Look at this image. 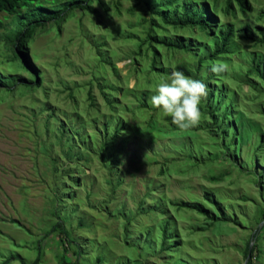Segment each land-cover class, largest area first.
<instances>
[{
	"label": "rangeland",
	"instance_id": "1",
	"mask_svg": "<svg viewBox=\"0 0 264 264\" xmlns=\"http://www.w3.org/2000/svg\"><path fill=\"white\" fill-rule=\"evenodd\" d=\"M106 1L111 3L108 12L111 26L100 23L98 29L92 15L77 12L75 17L59 24L60 31L59 25L50 23L49 26H54L52 29H42L31 36L35 38L31 44H26V50L28 47L29 55L36 57L31 61L44 71L42 85L47 91L0 94V264H33L35 261H39L38 264H63L76 260L78 264H174L177 257L180 258L179 254L187 264H202L204 259L208 262L205 264L214 259L218 264H245L243 252L248 241L252 242L258 229V221L255 220L264 207V190L260 186L261 182L264 184L262 152L253 156L256 148L253 143L254 127L264 135V83L258 76L249 73L254 65L245 54L253 49L246 40L236 38L237 52L224 79L229 90L235 92L236 117L243 122V130L250 132L242 148L236 149L229 161L226 157L228 153L217 157V148L206 132L197 131L205 125L202 114L194 127L179 130L169 122L170 117L158 113L150 103L142 108L143 111H137V107H143L136 98L141 94L137 82L149 79L152 83L146 89L152 94L157 78L154 75L150 78L147 75L145 78L135 76L131 64L135 42L121 34L127 30L142 35L143 27L139 23V13L129 11L135 1L121 0L119 13L115 8L116 0ZM249 2V15L243 17L242 22L264 30V19L258 20L264 9V0ZM102 15L99 14L100 19ZM0 18L6 24V28L0 30V73L9 71L17 77V82H27V74L14 61L6 42L18 26L12 17L4 18L1 14ZM113 27L119 30V35L108 36L106 41L107 49L116 53L113 58L118 74L114 76L111 71L100 68L96 72L97 76L106 79L104 83L119 85L115 99L117 103L119 101L121 117L111 121V117L103 116L110 110L97 82L93 83L91 91H88V83L92 80L90 75L94 74L95 43L106 33L102 29L111 34L116 32ZM184 36H190V32L172 30L169 34V37ZM254 51L264 57V47L259 46ZM104 57H107L106 52ZM11 65L19 69L8 70ZM7 79L6 84H13L11 78ZM223 82H217L218 91L226 85ZM229 95L234 97L233 92ZM89 96L96 102L93 109L90 108ZM51 110L56 112L60 122L67 123L69 129L76 126V121L70 117L77 111L82 117L93 119L98 116L93 120V126L87 128L89 135H97L100 142L102 138L106 139L105 148L112 151L117 162L100 165L94 158V164L87 167L75 166L65 160L62 155L65 147L57 144L59 136H55L53 128L48 131L45 125ZM152 115L153 121L148 120ZM147 120L148 125V122L145 124ZM53 126L57 129L59 122ZM187 131L192 132V136L188 137ZM73 134L76 135V131ZM114 135L119 137L114 144L119 151L108 143ZM187 138L190 147H203L202 160L213 156L215 161H208L210 164L203 162L200 166L187 165L186 175H174L171 182L165 181L158 175L161 166L147 157L157 154V159L162 162L170 151L174 152L169 143L177 148L184 145ZM163 142H167L168 146ZM44 145L51 150L52 156L62 158L61 164H49L48 156L43 152ZM99 146L101 149L102 144ZM97 152L89 151L93 154ZM140 164L146 165L139 173ZM50 168L53 172L59 169V173L53 175ZM212 170L214 176L223 177L222 181L210 182ZM146 178L166 182L168 185L162 189L171 201L190 202L194 199V203L201 205L204 211H210L219 222L214 223L203 213L184 207L179 212H173L180 236L174 234L172 240L169 239L180 240L182 248L177 249L170 241L167 249L161 251L159 240L153 247H147L143 254V235L138 233L133 239L140 245L125 243L124 227L133 220L135 211L145 206L147 196L152 192L154 182L145 184ZM185 184L190 186L188 191L184 188ZM206 194L215 197L218 208L205 199ZM57 222L67 230H53ZM172 224L171 219L162 218L156 223L153 233L157 232L158 237L163 227ZM263 225L264 221L259 226ZM133 229L138 231V226L134 225ZM62 235L66 237L64 242ZM260 246L264 259V238ZM182 263L179 260L177 264ZM257 263L258 260H254V264Z\"/></svg>",
	"mask_w": 264,
	"mask_h": 264
},
{
	"label": "trees",
	"instance_id": "2",
	"mask_svg": "<svg viewBox=\"0 0 264 264\" xmlns=\"http://www.w3.org/2000/svg\"><path fill=\"white\" fill-rule=\"evenodd\" d=\"M135 4L129 9L130 13H139V23L143 27L142 35L133 34L127 30H124L123 34L127 40L135 42L134 53L132 51L131 64L135 69V76L137 78H145V76L151 77L154 75L157 79H160V75L166 76L173 70L183 71L186 75L192 76L197 79H203L207 84L208 95L203 100L201 105V114L205 122L204 127H199L197 131H202L213 141V146L217 148L216 155L220 156L221 153H228L227 158L229 161L233 158L236 149H241L248 134L243 130V122L239 121L236 111V99L235 92L229 90L226 79L229 68H232L233 57L237 52L238 44L237 37L249 42L251 49L246 52V56L250 58L253 63V67L249 73L258 76L264 83V57L258 51H254L257 47H264V30L260 26L252 28L250 24H244L242 22L243 17L249 15L251 9V3L249 0H133ZM121 7V0H116L115 8L119 12ZM101 9V12L99 11ZM111 3L106 0H0V15L3 14L4 18H11L13 22L17 24L12 36L7 39V44L11 53L13 54L14 61L19 65L22 72L27 74L28 81L17 82V77L12 76L9 71L0 73V94L3 96L12 94L15 92L26 93L27 91L35 92L38 90L47 91L46 87L42 85L44 79V71L39 70L31 59H36L35 55H29L28 47L26 50V44H31L35 37H31L34 32H40L42 29H52L54 26L50 23L59 25L63 21L75 17L76 14L82 13L86 15H92L93 23L99 29L100 23L112 25L110 22ZM141 10V11H139ZM99 14H103L100 19ZM96 15H98L96 19ZM149 16V17H148ZM264 19V9L260 12L258 20ZM6 28L5 20L0 18V30ZM115 33L109 34L108 30L103 37H101L95 44L96 54H93L92 69L94 74L92 80L88 83V91L92 90L93 83L96 81L98 87L108 104L110 110L108 114H104V117H111V121L119 119L121 114L119 111V101L117 103L115 94L119 88L115 82H107L97 76L96 72L100 68L103 71L109 70L114 76L118 73V67L115 59V51L107 49V38L115 37L119 35L116 28ZM254 29L258 31L256 34ZM58 30H61L59 25ZM181 30L184 32H190V36L184 37H169L170 31ZM105 51H104V50ZM106 52L107 57H104ZM35 57V58H34ZM168 59V61H166ZM212 62H222L226 68V71L221 75L211 73L208 69ZM18 68L15 65L9 66L8 70H15ZM131 71V69H130ZM9 72V73H8ZM8 78L13 81L11 85L6 84ZM40 77V78H39ZM224 81L226 85L222 87V90L218 91V81ZM215 82V84H214ZM149 79L146 82H137L139 85V91H141L140 97L136 96L137 100L141 101L143 107H137V111H143L142 108H146L149 105L148 98L151 96L148 86L151 85ZM141 89V90H140ZM129 91H133L130 89ZM135 91V90H134ZM49 92V91H48ZM229 92L234 93V97L229 95ZM129 95V93H127ZM127 94L125 96H127ZM134 96V95H133ZM1 100V99H0ZM90 108L96 107V102L93 97L89 96ZM117 106L116 108L114 106ZM48 108V107H47ZM46 108V109H47ZM50 114L46 118L45 125L47 130L53 131L59 136L57 144L65 147L62 150V155L67 161L73 162L76 165H86L91 167L94 164L93 159H98L100 165L115 164L116 158L112 154L109 148H105L106 139L102 138L100 142L97 135H89L87 128L93 126V120L98 118L82 117L78 111L74 115H71L70 119L76 121V126L71 129L68 128L66 122H60L56 117L54 110L49 111ZM119 115V116H118ZM149 116L148 120L153 121L154 117ZM145 122V124L148 122ZM69 121V119H68ZM59 122V127L56 129L53 124ZM149 122L146 124L148 125ZM69 130L71 134H69ZM117 128L116 133H118ZM76 131V135L73 132ZM254 140L256 148L254 151V157L262 152V159L264 161V135L258 133V128L254 127ZM155 134V133H153ZM152 134V135H153ZM188 137L192 136V132L187 131ZM54 136V137H55ZM168 140V138H166ZM89 140V141H88ZM94 140L98 142L93 143ZM119 140V137L115 136L111 138L108 143L114 150L119 151V148H115ZM90 142V144H88ZM107 142V141H106ZM190 140L187 138V142L184 145H179L177 148L173 147L169 143L171 150L170 154H167L165 159L161 162L157 159V154L152 157H147L155 165H160L158 175L165 181L170 180L174 175L182 176L187 174V165L200 166V164L208 163V161H215L213 156L207 160H202L203 147H190ZM63 144V145H62ZM102 144V148L100 149ZM168 146L167 142H163ZM96 145V146H95ZM98 150L96 154L89 153V151ZM43 152L48 156L49 164L52 162H59L61 164L62 158L58 156H52L51 150L48 146H43ZM253 154V152H252ZM151 156V155H150ZM252 158V156H251ZM108 162V163H107ZM110 164V165H111ZM210 164V163H208ZM252 164H255L252 161ZM146 164H140L137 172H141V167ZM182 167V168H181ZM252 167V165H251ZM241 168V167H240ZM51 170V168H50ZM53 175L59 173V169L55 172L51 170ZM252 174V173H250ZM264 176V174H263ZM262 176V178H263ZM56 177V176H55ZM76 179V178H74ZM223 177L214 176L213 170L210 175V182L218 183L222 181ZM161 180V179H160ZM153 178H146V182L152 181L151 193L147 196L145 206L135 211L133 220L125 224V243H131L133 245H140L134 239L136 234H142L144 242L141 243L142 253L147 251V247H153L161 241V251L167 249V244L172 240L174 234H179L178 224L174 219L175 214L173 212H179L184 207L195 210L198 213H203L208 216L209 220L218 223L215 216L207 211H204L202 206L194 203V199H190V202L171 201L164 189L166 182H162ZM160 181V182H159ZM257 182V180H256ZM260 183V182H259ZM261 188L264 190V184L260 183ZM190 186L186 185L184 188L188 191ZM205 199L213 203L214 206L218 204L212 194H206ZM264 199V195L263 198ZM154 200L153 202H151ZM152 204L151 206H149ZM216 208V207H215ZM121 211V210H120ZM121 213V212H120ZM168 218L172 220V226L163 227L158 232L153 233V229L156 223L162 219ZM258 229L254 232L255 245L253 246L251 256L247 264H254V260H258L257 264H264L262 257V247L260 246L262 238H264V225L259 226L264 221V207L261 209L258 215ZM138 226L137 229H133V226ZM62 228L67 230L64 225L57 222V225L53 230ZM134 233H133V231ZM137 231V233H136ZM149 232V234H144ZM146 235V239H145ZM150 235V238H149ZM178 236V238H179ZM63 242L65 235H62ZM171 240L169 241V239ZM177 240V239H176ZM152 242V243H151ZM175 244V247L182 248L179 241H171ZM248 241L244 250V259L246 260L249 253ZM217 252V251H216ZM179 257L174 261L177 264L181 260L182 264H187L185 258L179 254ZM206 263V259H204ZM39 261H35L33 264H38ZM78 260L73 263L63 262V264H78ZM203 262L202 264H205ZM25 264V263H24ZM210 264H218L217 259L210 261Z\"/></svg>",
	"mask_w": 264,
	"mask_h": 264
},
{
	"label": "clouds",
	"instance_id": "3",
	"mask_svg": "<svg viewBox=\"0 0 264 264\" xmlns=\"http://www.w3.org/2000/svg\"><path fill=\"white\" fill-rule=\"evenodd\" d=\"M208 70L221 75L226 68L222 62H212ZM207 95V84L203 79L173 70L154 84L149 103L158 113L170 117L169 122L179 130H188L198 123L201 105Z\"/></svg>",
	"mask_w": 264,
	"mask_h": 264
},
{
	"label": "water",
	"instance_id": "4",
	"mask_svg": "<svg viewBox=\"0 0 264 264\" xmlns=\"http://www.w3.org/2000/svg\"><path fill=\"white\" fill-rule=\"evenodd\" d=\"M254 242H255V235L253 234L252 242H251L250 245H249V253H248V257H247V259L245 260V264L248 263V260H249V258H250V256H251V252H252V249H253V246H254Z\"/></svg>",
	"mask_w": 264,
	"mask_h": 264
}]
</instances>
